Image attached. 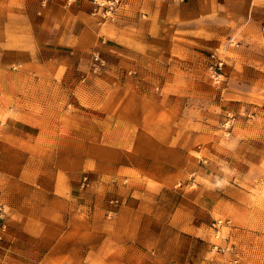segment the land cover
<instances>
[{"label": "rangeland", "instance_id": "1", "mask_svg": "<svg viewBox=\"0 0 264 264\" xmlns=\"http://www.w3.org/2000/svg\"><path fill=\"white\" fill-rule=\"evenodd\" d=\"M94 2L0 0V22L26 25L14 30L33 35L37 12L45 23V59L13 68L0 113V264H102L66 243L79 233L58 234L70 216L114 225L141 198L197 233L179 242L190 264H264V7L110 0L104 15ZM7 117L24 121L14 137Z\"/></svg>", "mask_w": 264, "mask_h": 264}, {"label": "crops", "instance_id": "2", "mask_svg": "<svg viewBox=\"0 0 264 264\" xmlns=\"http://www.w3.org/2000/svg\"><path fill=\"white\" fill-rule=\"evenodd\" d=\"M237 1L238 4L247 7V10L252 16L257 11L258 4L264 7V0ZM38 10L39 8H37ZM40 15L44 14L42 12L35 13L33 19L30 20V24L27 25V27H32L34 31L33 35H28L26 30H14V28H18L19 26L20 28L25 27L26 25L22 24L23 21H20V23L15 20L0 22V113L1 109L5 106L3 100L6 96L12 95L13 98L11 100L15 102V96L17 94H15V89L11 87V84L13 85L14 80L18 78L20 73L13 68H17L18 66L34 68L41 59L42 61L45 59L43 53H40L38 49L40 47L39 42H42L43 28L45 26L44 18H38ZM10 91L13 93L11 94ZM11 106L14 105L12 104ZM5 121L7 122L6 130L12 132V135H10L12 137L15 136L13 134H16V131L19 132L18 129L21 123H24V121L19 120V122L14 117H7ZM0 122L2 121L0 120ZM26 125L23 126L22 135L25 138H35L36 135H32L34 133L32 126ZM126 162L123 161L122 168H128ZM84 164L94 166L96 175L107 170L105 163L101 160L85 159ZM77 185L78 182L70 185L69 182L64 180L60 193L67 190L69 192L70 189L73 199H76L78 192ZM77 197L81 198L79 194ZM86 197L88 204L93 196L88 194ZM68 199L67 196L63 199L58 198L56 200L55 198L54 203L63 202L68 206L70 205ZM150 201L142 198L132 200L129 208L122 213L119 212V217L116 218L114 225L106 221L104 222V219L100 222L96 221V219L99 220L102 217L100 215L92 216L90 219L89 217L84 218V223L81 221H73L74 216H70V223L66 224V227H64V230L58 236L60 240L65 239L66 241V236H68V239H74L72 237L79 233L80 237L77 241L72 242L68 240L66 243L69 245L72 244L75 252H78V254L82 252L80 255L83 254L81 259L83 261L87 259L90 255L89 252L92 250L90 253L94 254V258H99L102 264H190V249L186 246L182 249L179 242L183 233L187 235V240L198 242L197 233L193 232V228L190 231L189 229L188 231L186 229L183 230L184 228L182 226L188 227L187 222H181V225H177L174 222L173 219L175 217L177 218L178 213H171L169 219H166V213L159 214L156 211L155 204H147ZM62 218L63 216L60 214L58 219L63 221ZM91 219H95V221H90ZM100 227L101 231L105 233L102 234L104 236L103 241L94 248H91L94 236L100 234ZM200 246L204 247V244ZM182 251L186 253L182 254ZM75 252H72L70 256H74L73 258L76 260L79 255ZM200 262L194 261L193 264H199Z\"/></svg>", "mask_w": 264, "mask_h": 264}, {"label": "built area", "instance_id": "3", "mask_svg": "<svg viewBox=\"0 0 264 264\" xmlns=\"http://www.w3.org/2000/svg\"><path fill=\"white\" fill-rule=\"evenodd\" d=\"M47 0H41L42 4L45 5V2ZM70 1H74V0H70ZM110 0H95L94 2V14H100L101 12L104 15H107L113 8V3L109 2ZM103 8H105L106 10H103ZM5 219V212H3L2 209H0V220H4ZM7 230V224L6 223H2L1 226V231L2 233H5ZM2 240V237L0 236V241Z\"/></svg>", "mask_w": 264, "mask_h": 264}]
</instances>
